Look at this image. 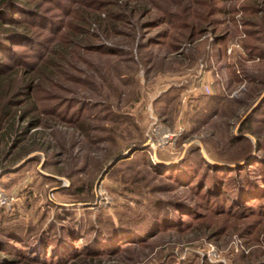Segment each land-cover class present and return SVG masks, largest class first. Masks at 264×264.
Instances as JSON below:
<instances>
[{"label":"trees","instance_id":"16d2710c","mask_svg":"<svg viewBox=\"0 0 264 264\" xmlns=\"http://www.w3.org/2000/svg\"><path fill=\"white\" fill-rule=\"evenodd\" d=\"M146 1L0 0V172H5L0 178L38 162L40 157L33 156L8 171L30 154L39 152L45 156L44 169H52L58 176L72 179L70 160L74 159L77 166L81 150L86 156L83 165L89 162L92 151H103L97 148L102 141L94 136L97 129L93 123L97 119L92 114L85 116L86 110L98 105H91L83 98L84 94L93 92V83L84 78L82 66L93 71L92 55L115 60L121 58L122 49L108 43L114 37L126 39L125 45L130 49L135 37L140 36L139 51L163 50L170 56L161 58L164 63L170 60L181 64L194 59L190 48L195 54L204 53L206 60L216 52L222 55L226 52L230 34L226 28L219 29L224 22L216 21L215 17L239 13L235 9L228 11L218 7V3H226L227 0H198L194 2L199 6L197 9L192 4L180 9H164L153 4L149 6ZM244 2L238 22L245 39L240 42L251 59L256 58L264 64V35L261 30L264 27L261 17L264 15V0ZM42 4H46L43 9ZM230 21L236 30L235 16ZM144 29L156 32L147 38L139 34ZM208 33L213 37L210 53L206 50L205 35ZM152 62L153 59L150 60ZM145 63L149 65V61ZM237 66L229 67L233 82L241 83L246 79L250 85L259 83L257 76L243 71L241 63L238 62ZM241 74H245L244 77ZM217 88L218 92L211 96L191 98L193 116L188 120L196 117V125H211L226 112L228 100L220 93L221 87L218 85ZM178 89L174 88V91ZM168 95L171 93L164 94L166 103L170 100ZM257 96L247 92L244 97L252 105ZM237 99L230 101L232 107L245 104L243 98ZM263 111L264 96L237 130L242 132L243 126L251 124L253 118ZM127 116L114 113L101 121L123 125L129 123ZM59 126L69 129L72 134L66 138ZM106 132L112 136L115 133L113 129ZM135 139L137 146H141L142 135ZM233 139L231 142L237 144L247 141V138ZM258 143L260 152L264 149V142ZM252 151L251 147L246 156L234 161L210 156L212 161L225 164L248 160L232 169L210 165L200 156L198 147L190 148L181 166L167 171L155 170V173L170 180L175 186L173 191L185 188L193 193V198L189 200L183 194L176 200L149 198L142 214L125 207L114 217L103 212L95 216L85 212L87 223L80 218L77 222L80 227L77 228L70 223L64 224L74 214L60 210L65 216L56 213L46 228L36 230L37 225L42 226L40 220L46 213L41 214L38 224L34 222L25 226L18 216L2 209L0 264H111L115 257L130 255L137 247L153 246L152 241L157 236L182 235L192 228L207 234L206 239L209 240L228 231L246 239L262 223L264 227V206L260 204L264 198V162L258 165V155L251 157ZM115 152L105 154L97 170L112 160ZM144 153H148L146 148L140 154ZM194 154H199L198 162H195L199 168L191 160ZM131 156L129 154L125 160ZM254 167L259 171L258 179L249 178ZM75 182H72L73 192L66 191L71 196L81 194L87 187L90 189L91 182L87 187L83 182L76 186ZM226 186L232 190V197L228 196L230 190L227 191ZM260 195L262 197H258ZM255 203L260 205L257 211L254 210ZM182 217L194 220L195 224L182 220ZM179 255L180 252H167L155 264H178ZM185 263L196 264L193 253L186 255Z\"/></svg>","mask_w":264,"mask_h":264},{"label":"rangeland","instance_id":"374dc122","mask_svg":"<svg viewBox=\"0 0 264 264\" xmlns=\"http://www.w3.org/2000/svg\"><path fill=\"white\" fill-rule=\"evenodd\" d=\"M146 2L149 3V6L153 4L161 8L164 7V9L166 7L180 9L189 4H192L191 6L196 9L199 7L194 3L198 0H147ZM244 3V0H227L226 3H218L219 8H225L228 11L235 9L239 13L237 15H216V21L224 22L219 29L226 28L230 39L226 52L223 55L216 52L209 60H206L204 53L195 54L194 49L190 48L194 59L181 64L170 62V60H166L167 62L164 63L161 58L170 56L163 50L151 48L148 51H139L140 36L135 37L134 45L130 49L125 45L126 39L123 38L114 37L111 42H108L122 49L123 55L119 59L92 55L90 59L93 63V71L91 72L84 65L82 68L85 70L84 78L93 83V92L90 95L84 94L83 98L87 99L86 102L89 101L91 105H98V107L86 110L85 116L92 114V117L97 119L93 123L97 129L94 136L102 141L101 145L97 144L99 146L97 148L103 151H92L89 162L83 165L86 157L84 156L85 152L79 150V164L76 166L74 159L70 160L73 180L65 176H58L52 169H44L45 156L42 153L30 154L8 171L14 170L33 156H39V161L28 164L17 173L0 178V191L15 201L12 209L3 210L18 216L25 226L34 222L38 224L37 221L41 214L46 213L40 220L42 226L37 225L36 230L46 228L56 213L65 216L60 211L64 210L74 214L64 224L70 223L79 228L80 224L77 222L80 218L83 223H87L85 216L88 215L85 212H89L92 216L103 212L114 217L125 207L142 214L145 212V204L149 198L176 200L177 196L182 194L188 196L189 200L190 197L193 198V193L186 191L185 188L173 191L174 184L155 173V170L167 171L181 166L190 148L198 147L200 156L207 163L222 168L234 169L246 164L248 160L239 164H225L212 161L211 155L223 158V160L234 161L246 156L252 147L251 157L258 155V165L264 162V149L262 148L259 152L258 146V142H264V111L257 114L251 124L243 126L242 132L237 130L264 96V64H261L256 58L251 59L240 42L245 39L243 28L238 22L242 16L240 11ZM232 16H235L237 20L236 30L233 22L230 21ZM261 17L264 20V15ZM144 30L139 34H144L147 38L152 37L156 32ZM261 30L264 35V27ZM205 39L206 50L210 53L213 37L208 33L205 35ZM217 51L219 53V49ZM151 59H153L152 63H150ZM146 61H149V65H146ZM238 62L242 64L245 73L257 76L259 83L250 85L246 79H243L241 83L233 82L229 67L234 65L238 67ZM200 81L208 84L210 94L204 95L201 91L193 93L195 95L188 94L187 91ZM218 85L222 89L220 93L228 100V104L225 106L227 113H222L211 125H209L210 123L202 126L196 125L194 121L196 117L192 118L194 120H188L193 116L191 115L192 105L190 103H193L191 98H197L198 95L211 96L218 92ZM174 88H180V90L175 92ZM173 91L174 93H172ZM168 92L171 95H168L167 98L170 100L166 103L163 98L164 94ZM247 92L258 94L253 106L249 104L250 100L244 97ZM119 94L121 96H118ZM242 98L245 100L243 106L234 105L232 107L230 105V101L234 102V99ZM137 99L138 101L135 102ZM114 113L128 115L126 118L130 119L126 120L129 123L113 125L114 123L101 121L105 116ZM154 123L171 131L177 132L178 128H183V131L172 145L162 150H156L153 155L147 142L150 136L149 131L153 128ZM59 127L61 134L66 138L72 134L69 129ZM112 129L115 132L114 136L106 132V130ZM141 135L143 141L141 146H137L139 144H136L134 140ZM234 137L237 140L247 138V141H241L238 144L232 143L231 140H234ZM145 148L148 153L140 154ZM130 149H134L130 158L119 161L114 167L112 166L103 173L111 161ZM117 150L118 153L115 152ZM113 152L116 154L114 158L101 170H97V166L104 160L105 154ZM198 156L199 154L192 155L191 160L194 163L198 162ZM195 166L198 167L199 164L195 163ZM204 170L205 168L202 172ZM254 170L249 178L258 179L259 171L256 167ZM3 173L5 172H0V175ZM74 181H77V183L75 182L76 186L83 182L86 187L88 182H91L90 189L87 187L81 194L71 196L66 191L73 192L75 187H72V182ZM229 183L231 185V181ZM226 187L227 191L230 190L228 196L232 197V190L230 187ZM258 197H262V195ZM260 204L264 206V198L260 200ZM259 206V203H255L254 210L257 211ZM1 210L2 208H0ZM175 216L177 219L179 218L178 214ZM182 220L195 224L194 220L187 217H182ZM262 224L255 230L253 229L250 237L248 236L246 239L237 233L228 231L219 238L209 240L206 239L207 234L195 231L194 228L182 235L175 233L160 235L152 241L154 242L153 246L137 247L130 255L115 257L110 263L155 264L160 261L162 254L180 252L181 255L177 258L178 264H186L188 253L194 254L196 264H258L264 262V227Z\"/></svg>","mask_w":264,"mask_h":264},{"label":"built area","instance_id":"2783aa9c","mask_svg":"<svg viewBox=\"0 0 264 264\" xmlns=\"http://www.w3.org/2000/svg\"><path fill=\"white\" fill-rule=\"evenodd\" d=\"M229 52V51H228ZM201 91L204 94H210V89L208 84L203 81L198 82L197 85L191 87L187 93L193 94L195 92ZM183 128H178L177 132L171 131L164 126L153 124V128L149 131V138L147 145L149 149L155 154L156 150H162L169 145H172L177 138L181 135ZM15 204V201L5 195L2 191H0V208L5 210L12 209Z\"/></svg>","mask_w":264,"mask_h":264},{"label":"water","instance_id":"95a60500","mask_svg":"<svg viewBox=\"0 0 264 264\" xmlns=\"http://www.w3.org/2000/svg\"><path fill=\"white\" fill-rule=\"evenodd\" d=\"M144 148V147H143ZM140 150V149H139ZM134 151V149H130L129 151H127L125 154L115 158L113 161H111L107 167L105 168V170L103 171V173L105 171H107L109 168H111L112 166H114L116 163H118L119 161L125 159L129 154H131Z\"/></svg>","mask_w":264,"mask_h":264},{"label":"crops","instance_id":"0c3cea01","mask_svg":"<svg viewBox=\"0 0 264 264\" xmlns=\"http://www.w3.org/2000/svg\"><path fill=\"white\" fill-rule=\"evenodd\" d=\"M198 84V82L196 83V85Z\"/></svg>","mask_w":264,"mask_h":264}]
</instances>
